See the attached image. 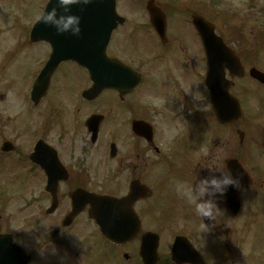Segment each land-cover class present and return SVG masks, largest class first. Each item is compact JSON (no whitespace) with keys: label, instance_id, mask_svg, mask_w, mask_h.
I'll return each mask as SVG.
<instances>
[{"label":"flooded vegetation","instance_id":"1","mask_svg":"<svg viewBox=\"0 0 264 264\" xmlns=\"http://www.w3.org/2000/svg\"><path fill=\"white\" fill-rule=\"evenodd\" d=\"M6 1L11 9L36 15L47 3ZM161 11L163 36L150 23H125L106 50L109 59L139 75L140 85L108 88L97 97L84 95L90 84L62 87L64 65L82 73L79 86L88 79L74 63L60 64L47 88L33 93L50 48L31 41V25L6 30L14 39L3 41L8 46L0 59V238L9 241H0V264L264 260V213L257 219L241 211L264 207V85L246 72L226 73L227 86L215 88L218 96L211 100L202 45L189 41L190 28L182 20ZM148 38L152 44L138 51ZM29 63L37 70L28 72ZM209 169L216 175L230 171L240 187L220 198L224 215L205 232L177 183L190 184L193 175L206 177ZM32 191L38 197L31 199ZM103 198L120 201L122 208H97ZM232 199L240 207L234 213ZM31 205L37 208L32 215ZM94 219H102L104 235ZM177 237L184 241L173 256Z\"/></svg>","mask_w":264,"mask_h":264},{"label":"rangeland","instance_id":"2","mask_svg":"<svg viewBox=\"0 0 264 264\" xmlns=\"http://www.w3.org/2000/svg\"><path fill=\"white\" fill-rule=\"evenodd\" d=\"M156 2L168 13H176L177 15L173 17L175 19L178 17V19L183 20L184 24L189 26V28L191 26L190 17L194 15L204 17L213 23L216 34L225 40L234 51L237 50L246 69L256 67L257 64L255 63L258 61L262 71H264V0H156ZM146 3L147 0H118L117 13L125 18L126 24L129 25L148 23L147 19H144L145 16L143 14ZM5 4L6 0H0V59L3 52L6 55V47L8 46L3 41L14 39L12 33L6 31L10 28V25L32 24L36 18V14L31 12L32 9L28 10L27 13L16 14L11 10L10 6ZM29 4L33 6V1L29 0ZM22 6L24 7L25 5ZM12 8L18 9L15 5ZM178 14L182 16L179 17ZM176 30L179 31V28ZM189 38V41H197L195 35L192 33V29L190 30ZM151 44L150 38L147 39V42H140L138 51L143 50ZM3 45L6 46L2 48ZM6 60H9V58H6ZM27 68L30 73L37 70V67L30 63ZM19 71L25 73L23 68H20ZM59 76L62 78L63 88L81 87V89H84L89 86L88 79H86L85 75L84 85H78L80 81H83V75L70 65L62 66L59 71ZM3 82L4 80L0 81V83ZM38 195L39 192L37 191L30 192L31 199L38 197ZM34 206L31 205L30 207L31 215L33 212H37V208ZM256 206V208L252 209H242L244 211L243 214L251 211L261 219V215L264 213V207L260 203ZM244 219H247V217L245 216ZM167 226L170 227L171 222L167 223ZM263 239L264 233L262 234L260 245L264 243ZM163 240L166 244L168 242V236H165ZM205 242L207 243L208 240L205 239ZM260 262L264 264V260L260 259Z\"/></svg>","mask_w":264,"mask_h":264},{"label":"water","instance_id":"3","mask_svg":"<svg viewBox=\"0 0 264 264\" xmlns=\"http://www.w3.org/2000/svg\"><path fill=\"white\" fill-rule=\"evenodd\" d=\"M56 3H48L46 11H50ZM147 11L150 16V21L153 25L159 22L161 15L158 9L151 3L147 6ZM73 14L81 16V35L79 38L71 35L58 36L54 28L44 26L42 23H36L32 31L33 40H45L51 47L52 54L50 59L37 81L35 90L40 87L44 79L47 81L54 69L60 62L75 61L81 67L89 72L91 81L93 82L92 89L87 95L98 94L108 84L109 87L118 88L129 85L135 86V82L131 75L126 72L116 71L114 67L109 65L105 57V48L109 42L111 32L116 28L117 24H122L123 21L115 14V1L114 0H93V2L84 7L81 12L78 7L73 8ZM162 19V18H161ZM194 26L198 35L205 46L208 61V79L212 78V73L219 71L220 58H227L224 54L223 45L221 41L214 37L212 27L201 19H194ZM216 47L218 54L212 50ZM254 78L264 81V76L255 72L251 73ZM208 86V85H207ZM213 86H208L210 89L211 97H216L217 94L211 89ZM101 204L97 206L99 209L103 208H122L119 201L105 198L100 200ZM234 202V200H233ZM232 202L233 210H236L235 204ZM96 214L102 216V212L96 211ZM113 214V213H110ZM96 223L103 231L102 219H95ZM178 241L175 244L177 245ZM145 247H148L146 241Z\"/></svg>","mask_w":264,"mask_h":264},{"label":"clouds","instance_id":"4","mask_svg":"<svg viewBox=\"0 0 264 264\" xmlns=\"http://www.w3.org/2000/svg\"><path fill=\"white\" fill-rule=\"evenodd\" d=\"M52 3V0H49ZM93 0H56L50 11L42 10L36 16V21L44 26L54 28L58 36L71 35L79 38L81 35V16L73 14V8L78 7L81 12ZM240 180L230 171L216 175L209 169V175L199 177L193 175L192 182L177 183V192L189 204L194 206L195 213L201 219V227L205 232L215 225L217 217L224 215L219 206L220 198L224 197L229 188H239ZM207 220L208 223H204Z\"/></svg>","mask_w":264,"mask_h":264}]
</instances>
